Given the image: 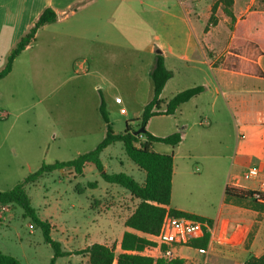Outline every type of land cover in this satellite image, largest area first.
Returning a JSON list of instances; mask_svg holds the SVG:
<instances>
[{
    "label": "rangeland",
    "instance_id": "obj_1",
    "mask_svg": "<svg viewBox=\"0 0 264 264\" xmlns=\"http://www.w3.org/2000/svg\"><path fill=\"white\" fill-rule=\"evenodd\" d=\"M124 1L121 10L127 16L122 21L117 15L115 21L130 45L41 32L0 80V191L13 189L43 164L71 161L94 150L107 129L99 111L100 93L114 133H124L128 122L138 131L144 107L154 96L150 71L163 51L173 77L163 90L160 112L180 91L195 86H205V91L175 114L149 120L147 130L154 136L182 135L177 147L153 143L152 150L174 156L173 205L212 217L228 183L264 160V77H253L264 76V56L252 43L264 45V0H236L235 23L220 6L218 24L209 33L204 28L218 0L194 2L195 16L186 13L189 0ZM101 159L109 173L126 172L144 182L145 173L122 143L107 148ZM93 182L97 188L89 186ZM26 192L40 218L55 225L52 238L70 253L56 264H88L89 256L76 252L93 243L107 241L119 254L114 240L125 231V212L138 204L123 188L106 183L92 164L83 175L69 168L45 174L27 185ZM94 200L102 205L96 207ZM0 209V252L21 264H50L54 249L42 228L18 206ZM177 254L198 257L189 259L190 264H205L191 247H179Z\"/></svg>",
    "mask_w": 264,
    "mask_h": 264
},
{
    "label": "trees",
    "instance_id": "obj_2",
    "mask_svg": "<svg viewBox=\"0 0 264 264\" xmlns=\"http://www.w3.org/2000/svg\"><path fill=\"white\" fill-rule=\"evenodd\" d=\"M222 6L225 14L230 18L231 23L236 22L235 0H218L211 6V13L204 31L208 32L211 26L218 24L216 16L219 7ZM58 19L57 13L52 8H46L39 16L33 27L19 40L16 46L10 52L6 65L0 71V80L5 79L12 71L15 60L27 49L36 39L39 29L55 23ZM242 25L238 26V32L243 33ZM252 43L257 45L261 55L264 56V45L260 41L254 40ZM150 77L154 84V96L152 100L144 107L141 115V128L145 132L141 135H135L131 123L126 124V130L122 134H115L106 111L105 102L102 98L99 107L100 114L106 123L107 133L103 141L92 151L79 155L71 161L53 164H43L36 172L30 174L23 182L18 183L13 189L0 191V207L18 206L23 209L24 217L32 219L33 223L40 226L43 230L44 239L54 249V257L50 264H55L59 257L70 255L63 251L62 244L52 238V227L49 221L40 218L37 210L32 206L31 200L26 192V186L35 184L45 174L60 171L66 168L73 169L76 175H83L84 167L87 164H93L99 171L101 178L109 184L119 186L130 193L132 198L138 201L134 211L125 221V226L141 233L156 236L159 233L163 218L169 210L172 216H186L198 221H206L211 226L213 221L202 216L183 212L170 208L172 198V180L174 173L173 154L157 153L152 150L153 143H163L172 147H177L182 141L180 132H175L166 137H157L151 134L147 129V124L152 117L158 115H173L177 109L197 97L205 91V86H195L185 89L175 94L166 104V110L160 112V106L164 103L161 95L167 82L173 77V72L165 65V58L160 52L156 54L154 65L150 71ZM122 143L128 158L145 173L143 183H140L133 176L126 172H108L101 159L102 153L110 146L116 143ZM90 187L95 188L96 183H90ZM254 192L242 187L228 184L225 188V200L227 202L234 200L242 202L249 200L254 209L264 212V192L258 193V198ZM210 239V233L206 232L204 237L193 240L190 244L193 248H206ZM154 242L146 237L138 236L131 232H125L120 244L122 253L116 254L114 246H107L100 243H94L85 249L76 252L77 254H87L89 264H187L185 259L174 258L166 260L164 258L155 259L153 257L142 256L128 253L129 251L142 252ZM0 264H21L20 261L11 256L0 252ZM245 264H264V254L259 257L249 258Z\"/></svg>",
    "mask_w": 264,
    "mask_h": 264
},
{
    "label": "crops",
    "instance_id": "obj_3",
    "mask_svg": "<svg viewBox=\"0 0 264 264\" xmlns=\"http://www.w3.org/2000/svg\"><path fill=\"white\" fill-rule=\"evenodd\" d=\"M197 1L198 0H189L186 2L185 9L188 15L195 16L197 12V5H195L194 2ZM124 2V0H0V68H2V66L7 62V58L12 49L33 27L39 16L46 8H52L57 13L58 19L55 23L48 24L39 29L36 38L41 32H46L59 38H72L78 41L103 43L112 46L130 45L129 41H127V36L115 21L117 15L122 17V21L127 16V11L121 10ZM207 33H209V31ZM34 42L31 43L26 50L32 48ZM160 52L163 54L164 58H166L164 52ZM100 95L102 101L103 96L101 93ZM203 124L204 123L201 122V125ZM252 166L260 167L261 175L264 174V160L257 161L252 164ZM175 175L176 170L174 166L172 195L174 193ZM259 180H253L257 182L256 187H250L242 184L241 182L245 180H241L238 184H236V178L228 184L237 185L238 187H242L247 190H254L258 187ZM97 187L98 186L95 188ZM100 201L101 200H94V205L96 207L101 206L102 201ZM170 208L202 216L213 221V232L210 235L209 243L206 248H193L190 245L178 246L174 248L175 257L185 259L187 264H190L188 262L189 259H197L198 257L179 256L177 254V249L179 247L193 248L197 253H199V258H205V264H245L249 258H259L264 254V212L254 209L249 200L242 202L231 200L227 202L224 195V201L222 202L220 210L212 217L200 215L181 207H175L172 200ZM132 212H125L123 221L124 226L125 221L132 214ZM50 224L53 231L55 225L51 222ZM125 232H131L137 234L138 236L146 237L154 242V236L135 231L125 226V231L122 233L121 239L119 240V238H115L114 240L118 246H120ZM103 244L110 246L107 241ZM154 246L155 243L153 246L148 247L142 252L129 251L128 253L153 258H155L153 254L158 253L160 255L159 258H162L157 249L152 250ZM199 249L206 250V253L201 254ZM122 252L123 250L120 249V253Z\"/></svg>",
    "mask_w": 264,
    "mask_h": 264
},
{
    "label": "built area",
    "instance_id": "obj_4",
    "mask_svg": "<svg viewBox=\"0 0 264 264\" xmlns=\"http://www.w3.org/2000/svg\"><path fill=\"white\" fill-rule=\"evenodd\" d=\"M260 175V167L250 166L243 173L241 178H236V184L241 180H259ZM251 191L255 193L254 196L257 199L258 193L264 192V181L259 180L258 187ZM1 213L0 209V216ZM30 228H33V226L30 225ZM206 232L210 233V235L213 232L212 226L208 222L198 221L186 216H172L168 210L163 218L159 233L153 237L155 246L152 250L157 249L162 258L172 260L176 258L174 255V248L178 246H188L193 240L204 237ZM199 252L205 254L206 250L199 249ZM114 264H116V261Z\"/></svg>",
    "mask_w": 264,
    "mask_h": 264
},
{
    "label": "water",
    "instance_id": "obj_5",
    "mask_svg": "<svg viewBox=\"0 0 264 264\" xmlns=\"http://www.w3.org/2000/svg\"><path fill=\"white\" fill-rule=\"evenodd\" d=\"M160 53V52H159ZM145 132V128H140L138 131H136L134 134L135 135H141V134H143ZM69 169H71V168H69Z\"/></svg>",
    "mask_w": 264,
    "mask_h": 264
}]
</instances>
